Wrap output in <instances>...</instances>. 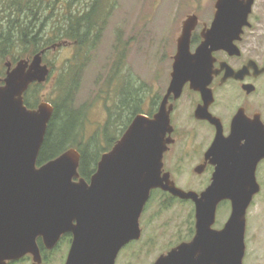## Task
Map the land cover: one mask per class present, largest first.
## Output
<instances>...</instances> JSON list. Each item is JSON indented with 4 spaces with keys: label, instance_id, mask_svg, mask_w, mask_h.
Listing matches in <instances>:
<instances>
[{
    "label": "water",
    "instance_id": "obj_1",
    "mask_svg": "<svg viewBox=\"0 0 264 264\" xmlns=\"http://www.w3.org/2000/svg\"><path fill=\"white\" fill-rule=\"evenodd\" d=\"M254 3L217 0L214 20L195 52L191 38L199 19L196 14L188 16L159 112L153 117L136 115L112 149L102 155L90 181L80 175L82 156L76 148L38 165L54 106L41 102L31 109L25 93L32 84L48 80L51 69L44 64L45 51L31 60L21 59L13 68L8 63L0 86V264L27 255L33 257V264H42L38 239L52 250L68 233L72 243L65 264H116L122 248L142 237L140 219L156 189L194 202L196 233L153 264H244L247 210L260 191L256 168L264 158V124L256 141L246 127L238 129V122L229 137L219 128L208 151L218 162L217 171L201 193L177 186L171 174L164 172L163 159L173 142L169 96L179 97L190 81L206 102L213 98L209 88L212 54L218 49L238 52L235 41L249 24ZM239 72L228 69L233 77ZM197 115L218 122L207 107L199 108ZM243 139L246 143L241 144ZM224 200L231 201V214L222 229H215Z\"/></svg>",
    "mask_w": 264,
    "mask_h": 264
},
{
    "label": "rangeland",
    "instance_id": "obj_2",
    "mask_svg": "<svg viewBox=\"0 0 264 264\" xmlns=\"http://www.w3.org/2000/svg\"><path fill=\"white\" fill-rule=\"evenodd\" d=\"M7 1L0 0V5ZM91 1L43 0V5H55L54 12L49 10L53 17L48 22L53 25L63 23L71 10L74 14L81 13ZM104 1V20H101V26L94 34L84 56H78V63L74 61L78 52L77 46L70 40L56 43L44 57V64L49 65L52 75L40 88L42 97H52L56 93L59 78L63 72L71 70V65L75 71L69 77L68 102L71 111L85 116L83 129L80 127L85 142L99 127L103 129L107 125L110 117L108 107L115 115H119V112L122 115L118 124L110 125L108 131L109 134L118 136L128 128L136 109L143 113L148 111V102L162 94L169 83L183 22L188 16L196 14L200 27L204 23L210 24L217 0ZM37 3L38 0H33L31 5ZM40 13L41 9L38 13L41 17ZM23 17L24 13L20 19L25 20ZM252 17L256 26L252 32L256 35L253 39L255 40L260 37L264 28V0H255ZM19 45L20 43L4 58H0V82L6 77L7 62L19 58L26 51ZM129 92L137 99L136 109L134 106V109L132 107L122 113V109L116 106H120L126 96L124 93ZM31 94L29 97L32 101L38 100V90ZM262 96L264 100V88ZM253 99L258 101L259 96L255 95ZM41 102L49 101L43 99ZM262 111L264 112V107ZM116 117L119 116H113ZM181 123L186 128L196 125L198 140L209 141V128L195 124L189 117ZM101 142L107 146L106 135L102 140L100 137ZM177 147L178 145L175 148ZM173 171L178 186L185 190L199 192L207 185L205 180L196 178L192 163H184ZM260 174L262 191L254 196L247 210L244 264H264V167L261 168ZM231 210V203L220 204L215 229L224 227ZM140 222L142 237L122 248L116 264H153L162 254L168 253L184 241L191 240L195 234V205L190 201L173 199L164 191L154 190ZM71 243L72 236L64 237L55 248L47 249L44 253L47 258L43 254L42 264H65ZM33 263V257L27 255L13 264Z\"/></svg>",
    "mask_w": 264,
    "mask_h": 264
},
{
    "label": "flooded vegetation",
    "instance_id": "obj_3",
    "mask_svg": "<svg viewBox=\"0 0 264 264\" xmlns=\"http://www.w3.org/2000/svg\"><path fill=\"white\" fill-rule=\"evenodd\" d=\"M23 13V18L25 20H33L36 24H38V3L34 17L32 13H30L29 17L26 16L24 11ZM215 14L216 2L215 11L213 12V18L210 24L204 23L200 27V22H198V25L193 31L191 38L192 52H195L198 46L203 42V33L210 28ZM252 16L253 10L249 16V24L243 28L240 38L235 41L237 46L236 50H238V52L230 53V51L226 49H218L212 54L214 61L212 66V81L209 88L212 90L213 98L208 99L206 102L203 93L192 88L190 81L184 85L183 91L179 97H176L175 93H171L168 98L167 109L170 112L171 124L173 126V132L171 134L173 142L169 145L168 150L164 154L163 170L164 172H169L171 174V178L175 181L177 186L178 182L174 176L173 169H178L182 166V164L188 162L193 164L196 178L206 181L207 185L204 189L199 191V193L204 191L212 183L214 175L217 171L218 162L216 161L215 156H208V151L213 145L220 127L222 128L223 135L225 137H229L235 130L234 128L238 122V129H244L246 127L249 132L254 134V141H256L258 135L257 131L258 129L260 130L261 125L264 124V112L262 111V108L264 107V100L262 96L264 88V28L260 37L253 40L256 35H253L252 32L255 31L256 26L254 25ZM32 58L26 59L31 60ZM8 63H11L13 68L18 62L15 64L12 61L7 62L6 75L8 72ZM229 67L235 71H240V74H238L237 77L229 75ZM171 74L165 91L148 102V111L144 113L139 112L136 115L141 113L153 117L159 112L162 101L169 91L172 79ZM255 95L259 96L258 101L253 99ZM134 99H136L135 96ZM204 107H207L211 115L218 119L217 123L198 117V109ZM187 117L191 118L195 124L209 128L211 131L209 141L198 140L196 125H194L193 128H186L183 123H181L183 122V119ZM240 143L244 144L246 143V140L243 139ZM177 145L178 147L175 148ZM263 167L264 158L259 161L256 168V179L260 185V191L257 194H260L262 191L260 173L261 168ZM88 181H90V179ZM157 190L164 191L162 189ZM164 192L170 195L173 199L193 202L192 200H183L175 197L169 192ZM223 202L231 203L230 200H224Z\"/></svg>",
    "mask_w": 264,
    "mask_h": 264
},
{
    "label": "trees",
    "instance_id": "obj_4",
    "mask_svg": "<svg viewBox=\"0 0 264 264\" xmlns=\"http://www.w3.org/2000/svg\"><path fill=\"white\" fill-rule=\"evenodd\" d=\"M32 2L33 0H8L3 3V5H0V58H4L6 54L11 53L19 43V46H23V50L26 49V51L24 54L20 55L19 58H15L12 61L14 64L20 59L32 58L42 51H45L43 55V57H45L46 53L53 45H56L58 42L61 43L70 40L74 41L77 46V58L75 57L74 61L78 63V56H84L89 43L92 41L94 34L98 31L101 22L104 20L106 12L104 4L106 1L92 0L90 5L84 8L81 13L74 14L71 10L70 15L66 17L63 23H54L53 25L48 22L50 18L53 17V13L49 14V10L54 12L56 10L55 5L52 3L45 7L43 5V0H38V13L41 9V17L38 15V24L33 20L27 21L20 19L23 11H25L27 17H29L30 13H32L34 17L37 4L31 5ZM24 5L25 7L23 8ZM76 67H78V64ZM74 72L71 65L70 71L68 70L62 73L56 85V93L52 95V97L41 96L40 88L43 86V83L33 84L25 94V103L29 108L35 109L40 104V101L46 99L54 106V113L39 153L38 165H42L58 157L69 148H76L80 151L82 156L79 169L80 175L86 180H89L96 172L98 162L102 155L113 146L114 142L122 136L126 129L122 131L120 136L108 133L110 125L115 126L118 124L122 116L120 112L119 115H115L108 107L110 117L107 125L103 129L99 127L87 142L83 141L80 127L82 130V124L86 120L85 116L79 112L71 111L68 102L70 96L69 77ZM114 74H116V71ZM51 75L52 70L48 79H50ZM2 84L3 81L0 82V86ZM34 90H38V100L36 101H32L29 97ZM124 94L126 96H124L120 106L116 107L121 108L122 113H124L125 110L128 111L130 108L132 109V107L134 109V106L136 109L137 103L135 102L136 99H134L133 94H130V92ZM134 111L135 110H133V112ZM139 112L141 111L136 109L133 113V117ZM113 116L119 117L113 118ZM133 117L130 119L131 121ZM102 134L103 136H107V146H104L102 142L100 143V137L101 140L103 138ZM64 237L71 238V234H67ZM38 244L42 250V254L48 251L44 246L42 238L38 239ZM44 256L47 258L46 254H44ZM14 262L15 261L9 262V264H13Z\"/></svg>",
    "mask_w": 264,
    "mask_h": 264
}]
</instances>
